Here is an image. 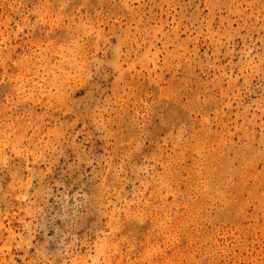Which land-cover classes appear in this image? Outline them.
<instances>
[{"label":"rangeland","instance_id":"1","mask_svg":"<svg viewBox=\"0 0 264 264\" xmlns=\"http://www.w3.org/2000/svg\"><path fill=\"white\" fill-rule=\"evenodd\" d=\"M0 264H264V0H0Z\"/></svg>","mask_w":264,"mask_h":264}]
</instances>
